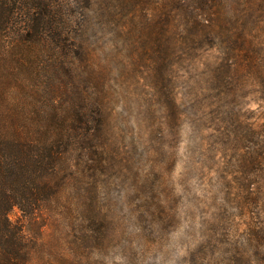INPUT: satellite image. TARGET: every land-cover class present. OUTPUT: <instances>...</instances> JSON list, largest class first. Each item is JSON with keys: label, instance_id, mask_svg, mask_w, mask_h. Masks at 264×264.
I'll use <instances>...</instances> for the list:
<instances>
[{"label": "rangeland", "instance_id": "1", "mask_svg": "<svg viewBox=\"0 0 264 264\" xmlns=\"http://www.w3.org/2000/svg\"><path fill=\"white\" fill-rule=\"evenodd\" d=\"M123 1L128 18L95 17L89 33L104 58L110 157H69L78 175L66 165L70 182L54 199L34 216L11 212L34 246L31 264H264V237L256 240L252 230L264 226V207L240 184L259 171L251 125L264 124V0L250 17L252 69L242 68V52L231 73L232 61L211 39L174 45L172 0ZM104 7L98 0L95 16ZM157 26L165 29L161 39ZM161 43L174 70L164 84L178 103L172 125L158 111L152 79ZM220 76L232 78L235 93H224ZM0 82V116L18 113L15 99L24 94L11 74ZM236 134L246 141L231 143Z\"/></svg>", "mask_w": 264, "mask_h": 264}, {"label": "trees", "instance_id": "2", "mask_svg": "<svg viewBox=\"0 0 264 264\" xmlns=\"http://www.w3.org/2000/svg\"><path fill=\"white\" fill-rule=\"evenodd\" d=\"M97 1L0 0V75L11 74L24 94L15 99L18 113L0 116V264H31L35 255L23 227L10 217L15 208L34 216L54 199L70 182L64 167H69V176L76 171L69 157L81 154L82 160L89 157L101 162L110 157L113 141L108 91L100 60L104 58L97 54L89 33L95 30V17L110 23L118 20L119 13L122 18H128L129 13L123 0L119 4L103 0L105 7L95 16ZM135 2H126L132 11ZM172 2L179 11L172 17L174 45L175 40L180 46L187 42L201 45L211 39L226 61H232L230 73L237 72L235 61L242 52L248 55L240 62L242 68L252 69L247 58L253 54L249 30L256 0ZM153 32L161 39L165 29L157 26ZM163 46L161 43L155 55L152 79L163 103L158 111L166 124L172 125L177 118L171 112L178 103L171 85L169 90L164 88L166 79L172 84L174 70ZM135 60L128 59L132 64ZM9 62L11 67L7 68ZM220 81L228 95L236 92L232 78L220 76ZM25 106L28 109L24 112ZM251 128V143L258 151L254 165L259 171L240 184L263 208L264 180L259 175L264 174V124L253 123ZM228 140L246 141L244 134L235 140L229 136ZM252 230L256 240L264 237V226Z\"/></svg>", "mask_w": 264, "mask_h": 264}]
</instances>
